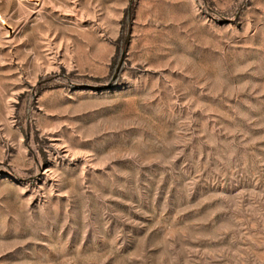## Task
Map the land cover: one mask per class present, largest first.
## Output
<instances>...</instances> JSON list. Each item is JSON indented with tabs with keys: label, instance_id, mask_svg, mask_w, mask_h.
<instances>
[{
	"label": "rangeland",
	"instance_id": "374dc122",
	"mask_svg": "<svg viewBox=\"0 0 264 264\" xmlns=\"http://www.w3.org/2000/svg\"><path fill=\"white\" fill-rule=\"evenodd\" d=\"M0 264H264V0H0Z\"/></svg>",
	"mask_w": 264,
	"mask_h": 264
}]
</instances>
